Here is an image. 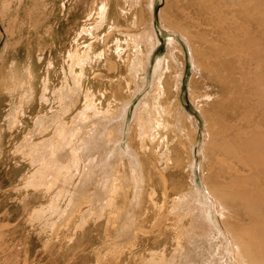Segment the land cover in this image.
Here are the masks:
<instances>
[{
	"label": "rangeland",
	"instance_id": "1",
	"mask_svg": "<svg viewBox=\"0 0 264 264\" xmlns=\"http://www.w3.org/2000/svg\"><path fill=\"white\" fill-rule=\"evenodd\" d=\"M0 264H264V0H0Z\"/></svg>",
	"mask_w": 264,
	"mask_h": 264
},
{
	"label": "bare ground",
	"instance_id": "2",
	"mask_svg": "<svg viewBox=\"0 0 264 264\" xmlns=\"http://www.w3.org/2000/svg\"><path fill=\"white\" fill-rule=\"evenodd\" d=\"M179 33H180V32H179ZM182 34H183V33H182ZM170 47H171V46H170ZM173 47H174V46H173ZM154 48H155V47H154ZM170 50H171V49H170ZM169 54H170V53H169ZM168 56H169V55H168ZM172 56H173V55H172ZM169 57H170V56H169ZM174 57H175V56H174ZM169 61H170V60H169ZM159 72H160V71H159ZM159 75H160V74H159ZM158 80H159V79H158ZM159 83H160V82H159ZM95 111H96V110H95ZM148 111H149V110H148ZM141 122H142V121H141ZM95 125H96V124H95ZM141 125H142V123H141ZM95 129L97 130V127H95ZM147 129H148V128H147ZM149 129H150V128H149ZM108 130H109V129H108ZM120 132H121V131H120ZM97 133H98V132H97ZM99 133H100V132H99ZM118 133H119V131H118ZM95 134H96V131H95ZM143 134H144V133H143ZM96 135H97V134H96ZM106 135H107V134H106ZM94 136H95V135H94ZM96 137H97V136H96ZM108 138H110V137H108ZM108 138H107V139H108ZM105 139H106V138H105ZM119 139H120V138H119ZM130 148H131V147H130ZM100 152H101V151H100ZM112 161H113V160H112ZM91 166H92V165H91ZM90 169H92V168L89 167L88 170H90ZM90 171H92V170H90ZM109 171H110V170H109ZM209 218H210V217H208V219H209ZM207 221H208V220H207ZM210 221H211V220H210ZM202 222H203V221H202ZM203 224H204V223H203ZM203 224H201V225H203ZM205 224H206V223H205ZM205 224H204V225H205ZM209 225H210V224H209ZM212 226H214V225H212ZM205 227H206V225H205ZM211 228H213V227H211ZM214 230H215V229H214ZM209 231H210V230H209ZM202 232H203V231H202ZM216 232H217V230H216ZM196 233H197V231H196ZM200 234H202L201 231H200ZM212 234H214V233H212ZM218 235H219V233H218ZM220 236H221V235H220ZM226 236H227V235H226ZM230 236H231V235H230ZM230 236H229V238L232 237V236H231V237H230ZM210 238H211V237H210ZM215 240H216V239H215ZM231 241H232V240H231ZM218 242H219V241H218ZM215 243H216V242H215ZM223 243H224V242H223ZM233 245H234V244H233ZM219 247H220V246H219ZM209 250H210V249H209ZM210 251H211V250H210ZM232 256H233V255H232ZM236 258H237V257H236ZM230 261H231V259H230Z\"/></svg>",
	"mask_w": 264,
	"mask_h": 264
}]
</instances>
